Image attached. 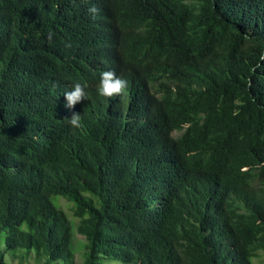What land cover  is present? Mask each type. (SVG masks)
I'll list each match as a JSON object with an SVG mask.
<instances>
[{
	"label": "trees",
	"instance_id": "16d2710c",
	"mask_svg": "<svg viewBox=\"0 0 264 264\" xmlns=\"http://www.w3.org/2000/svg\"><path fill=\"white\" fill-rule=\"evenodd\" d=\"M74 234L79 264L264 254V0H0V264Z\"/></svg>",
	"mask_w": 264,
	"mask_h": 264
},
{
	"label": "clouds",
	"instance_id": "9594fccd",
	"mask_svg": "<svg viewBox=\"0 0 264 264\" xmlns=\"http://www.w3.org/2000/svg\"><path fill=\"white\" fill-rule=\"evenodd\" d=\"M90 12L95 13V8L89 9ZM128 86L127 80L117 76L115 71L107 70L101 73L97 92L100 96L112 98L120 96L126 90ZM65 99L67 101L66 107L69 109L74 108L77 103L87 98V94L84 90V86L77 83L73 86L72 90L64 92ZM70 126L74 128L81 127V115L79 113H73L71 118H65Z\"/></svg>",
	"mask_w": 264,
	"mask_h": 264
},
{
	"label": "rangeland",
	"instance_id": "374dc122",
	"mask_svg": "<svg viewBox=\"0 0 264 264\" xmlns=\"http://www.w3.org/2000/svg\"><path fill=\"white\" fill-rule=\"evenodd\" d=\"M52 202L57 206L60 207L66 214V217L68 218L69 222L71 223L73 230L75 225V219L72 216L71 208L72 203L70 204L67 200L62 199L61 197H54L52 198ZM59 204V206H58ZM73 249H74V259L73 264H79L81 260V253L83 252V238L77 234L73 235ZM104 264H107L106 262H103ZM12 264H19L16 261H12ZM22 264H37L34 262L33 258H30L27 263ZM252 264H264V254L260 252L259 255L256 256V258L252 259Z\"/></svg>",
	"mask_w": 264,
	"mask_h": 264
}]
</instances>
